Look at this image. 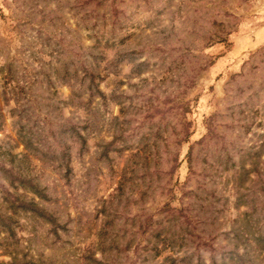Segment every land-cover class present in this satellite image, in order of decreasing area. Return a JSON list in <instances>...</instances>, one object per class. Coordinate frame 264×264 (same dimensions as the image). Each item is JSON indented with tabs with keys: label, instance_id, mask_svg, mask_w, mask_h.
Here are the masks:
<instances>
[{
	"label": "rangeland",
	"instance_id": "obj_1",
	"mask_svg": "<svg viewBox=\"0 0 264 264\" xmlns=\"http://www.w3.org/2000/svg\"><path fill=\"white\" fill-rule=\"evenodd\" d=\"M0 264H264V0H0Z\"/></svg>",
	"mask_w": 264,
	"mask_h": 264
}]
</instances>
